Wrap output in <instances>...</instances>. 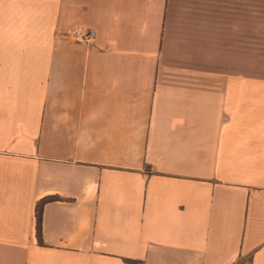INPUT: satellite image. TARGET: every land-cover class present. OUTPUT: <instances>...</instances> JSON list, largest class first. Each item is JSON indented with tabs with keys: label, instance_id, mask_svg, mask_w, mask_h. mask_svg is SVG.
<instances>
[{
	"label": "crops",
	"instance_id": "crops-1",
	"mask_svg": "<svg viewBox=\"0 0 264 264\" xmlns=\"http://www.w3.org/2000/svg\"><path fill=\"white\" fill-rule=\"evenodd\" d=\"M263 48L264 0H0V264H264Z\"/></svg>",
	"mask_w": 264,
	"mask_h": 264
},
{
	"label": "built area",
	"instance_id": "built-area-1",
	"mask_svg": "<svg viewBox=\"0 0 264 264\" xmlns=\"http://www.w3.org/2000/svg\"><path fill=\"white\" fill-rule=\"evenodd\" d=\"M69 36L73 41L83 46H90L94 42L93 31L82 26L76 27L71 33H69Z\"/></svg>",
	"mask_w": 264,
	"mask_h": 264
},
{
	"label": "trees",
	"instance_id": "trees-1",
	"mask_svg": "<svg viewBox=\"0 0 264 264\" xmlns=\"http://www.w3.org/2000/svg\"><path fill=\"white\" fill-rule=\"evenodd\" d=\"M55 198H47L42 201L36 208V219H37V240L39 244H43L42 238V216H43V208L47 202L54 201ZM130 263H136L134 261H128Z\"/></svg>",
	"mask_w": 264,
	"mask_h": 264
},
{
	"label": "rangeland",
	"instance_id": "rangeland-1",
	"mask_svg": "<svg viewBox=\"0 0 264 264\" xmlns=\"http://www.w3.org/2000/svg\"><path fill=\"white\" fill-rule=\"evenodd\" d=\"M261 50L264 52V48ZM259 52H260L259 49L252 48V55L254 56L258 55L260 54ZM251 71L252 72L264 71V64L260 63L259 61H252Z\"/></svg>",
	"mask_w": 264,
	"mask_h": 264
}]
</instances>
